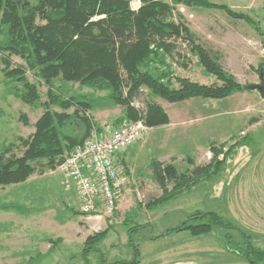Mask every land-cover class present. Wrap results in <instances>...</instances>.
<instances>
[{
	"label": "rangeland",
	"instance_id": "374dc122",
	"mask_svg": "<svg viewBox=\"0 0 264 264\" xmlns=\"http://www.w3.org/2000/svg\"><path fill=\"white\" fill-rule=\"evenodd\" d=\"M208 2L248 16L251 21L233 18L224 9L179 6L182 23L197 37L198 45L219 56L223 70L236 82L242 86L260 85V71L264 69V0ZM139 4L140 0H132L135 9L140 8ZM168 44L173 47V55H168L166 62L173 78L188 79L201 86L222 85L200 65L186 39ZM64 85L71 89L70 95L90 90L81 89L78 84ZM173 85L180 87L175 81ZM39 91L37 106L16 100L5 87L0 66V145L18 144L19 137L29 138L35 132L33 125L45 111L48 90L41 85ZM143 91L141 99L133 104L142 118L150 102L160 104L172 121L150 128L144 119L139 120L145 125V137L127 154L129 182L114 215L103 214L101 219L79 216L77 193L64 190L63 172L45 168L42 174L39 170L31 183L0 187V207L15 205L23 209L18 212L0 208V264H101L105 260L109 264H249L243 256L247 243L264 249L261 94L248 90L223 100L200 98L171 104L154 99L146 88ZM94 94L101 96L94 99V121L102 124L122 116L123 110L108 99L107 93ZM191 117L192 122L186 121ZM183 122L187 123L181 126ZM82 132L80 126L73 130L75 135ZM237 143L240 144L236 151L229 152ZM213 145L220 152L219 160L229 153L226 170L220 177L194 180L189 183L194 187L191 191L185 188L182 194L175 193L170 202L161 205L164 191L153 178L152 163H174L180 172H192L197 166L210 165ZM222 145L226 147L221 149ZM172 188V184L168 186L169 193ZM196 211L220 215L226 227L214 226L208 235L196 238L186 231L170 232ZM96 235L102 239L98 250L92 247L93 243L87 244L88 240L95 241Z\"/></svg>",
	"mask_w": 264,
	"mask_h": 264
},
{
	"label": "trees",
	"instance_id": "16d2710c",
	"mask_svg": "<svg viewBox=\"0 0 264 264\" xmlns=\"http://www.w3.org/2000/svg\"><path fill=\"white\" fill-rule=\"evenodd\" d=\"M179 6L224 9L233 18L251 21L248 16L232 13L208 0H140L138 9L132 0H0V66L6 89L28 106L40 103L39 86L48 90L45 111L33 125L35 132L29 138L19 137L18 144L0 145L1 188L21 187L39 170L43 174L45 168L55 172L66 155L88 141L93 132H104L105 125L94 121L92 114L94 99L101 97L94 93H107L108 99L123 110L122 116L109 126L144 119L148 127L157 128L171 122L160 104L148 102L144 118L133 107L144 88L154 99L171 104L200 98L223 100L249 90L250 85L242 86L223 70L213 50L197 44V37L182 23ZM176 39H186L192 45L200 65L209 75L216 76L221 86H201L188 79L173 78L166 59L173 55L168 42ZM174 81L179 89L174 87ZM64 84H78L81 89H90L89 94L70 95L71 89ZM23 120L28 126V118ZM76 126L82 127L83 132L75 135ZM239 144L228 151L234 153ZM225 147L222 145L221 149ZM216 148L213 145L210 149L214 154L210 165L197 166L192 172H180L174 163H152L153 178L164 191L161 205L170 202L175 193L182 194L185 188L191 191L194 187L189 183L194 180L220 177L226 170L229 153L219 160ZM189 162L193 164L194 160L190 158ZM124 167L128 169L126 164ZM171 184L173 190L169 193ZM0 208L23 211L15 205ZM214 226L226 227L220 215L196 211L170 232L186 231L196 238L208 235ZM94 238L87 244L93 243L92 247L98 250L102 239L100 235ZM247 244L245 260L264 264V249L254 247L250 241ZM101 264L109 263L105 260Z\"/></svg>",
	"mask_w": 264,
	"mask_h": 264
},
{
	"label": "built area",
	"instance_id": "2783aa9c",
	"mask_svg": "<svg viewBox=\"0 0 264 264\" xmlns=\"http://www.w3.org/2000/svg\"><path fill=\"white\" fill-rule=\"evenodd\" d=\"M145 131L142 122L105 126L103 133L93 132L66 157L59 167L65 175L63 186L75 190L83 216L101 219L100 215L113 216L118 210L129 182L120 159L144 139Z\"/></svg>",
	"mask_w": 264,
	"mask_h": 264
},
{
	"label": "crops",
	"instance_id": "0c3cea01",
	"mask_svg": "<svg viewBox=\"0 0 264 264\" xmlns=\"http://www.w3.org/2000/svg\"><path fill=\"white\" fill-rule=\"evenodd\" d=\"M197 118V120H202L200 117H196ZM118 119V118H117ZM115 121H116V119H115ZM172 121V120H171ZM186 121H190V122H192L193 120H192V117L191 118H187V120ZM114 123V121H112V120H110L109 122H103L102 123V126L103 125H105V126H109V125H111V124H113ZM187 123V122H186ZM186 123L185 122H183L182 123V125L181 126H183V125H186ZM131 151V149L128 151V152H126V154H124V156H122V158L120 159V162H121V164L124 166L125 164H126V166H127V175H128V177H129V164L127 163V154L129 153ZM60 171V170H59ZM62 172V171H61ZM33 180H28V182L27 183H31ZM64 190H65V188H64ZM66 192L67 191H69V190H65ZM125 195V194H124ZM76 197H77V195H76ZM124 198V197H123ZM122 198V199H123ZM77 202H78V215L79 216H81L82 214H81V211H80V205H79V200H78V197H77ZM72 210V209H71ZM81 217H83V216H81ZM29 261H31V260H29Z\"/></svg>",
	"mask_w": 264,
	"mask_h": 264
},
{
	"label": "water",
	"instance_id": "95a60500",
	"mask_svg": "<svg viewBox=\"0 0 264 264\" xmlns=\"http://www.w3.org/2000/svg\"><path fill=\"white\" fill-rule=\"evenodd\" d=\"M260 81V85H250L247 87V89L257 91L264 99V69H262L260 72Z\"/></svg>",
	"mask_w": 264,
	"mask_h": 264
}]
</instances>
